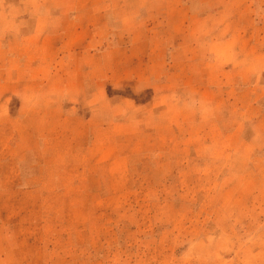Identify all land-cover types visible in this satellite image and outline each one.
Masks as SVG:
<instances>
[{
  "label": "rangeland",
  "instance_id": "1",
  "mask_svg": "<svg viewBox=\"0 0 264 264\" xmlns=\"http://www.w3.org/2000/svg\"><path fill=\"white\" fill-rule=\"evenodd\" d=\"M0 264H264V0H0Z\"/></svg>",
  "mask_w": 264,
  "mask_h": 264
}]
</instances>
